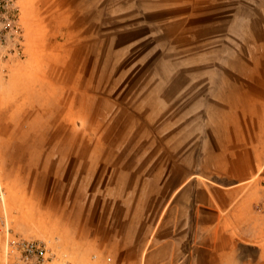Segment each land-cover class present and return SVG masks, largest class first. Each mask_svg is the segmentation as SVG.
Listing matches in <instances>:
<instances>
[{"label": "rangeland", "instance_id": "374dc122", "mask_svg": "<svg viewBox=\"0 0 264 264\" xmlns=\"http://www.w3.org/2000/svg\"><path fill=\"white\" fill-rule=\"evenodd\" d=\"M12 9L22 33L0 16V187L14 232L71 264L96 262L84 237L97 234L103 205L157 202L177 171L212 173L223 149L264 136V113L253 130L252 114L230 107L239 74H264V0H12Z\"/></svg>", "mask_w": 264, "mask_h": 264}, {"label": "crops", "instance_id": "0c3cea01", "mask_svg": "<svg viewBox=\"0 0 264 264\" xmlns=\"http://www.w3.org/2000/svg\"><path fill=\"white\" fill-rule=\"evenodd\" d=\"M255 71L239 74L245 84L237 85L239 102L230 106L252 114L253 130L264 113V74ZM237 147L223 149L225 165L212 173L177 171L183 179L160 186L157 202L127 196L103 205L97 234L84 237L96 246L94 264H264V136L255 132Z\"/></svg>", "mask_w": 264, "mask_h": 264}, {"label": "built area", "instance_id": "2783aa9c", "mask_svg": "<svg viewBox=\"0 0 264 264\" xmlns=\"http://www.w3.org/2000/svg\"><path fill=\"white\" fill-rule=\"evenodd\" d=\"M0 16L6 20L5 28L21 37L17 9H12V0H0ZM0 239L2 260L0 264H71L65 256L56 253L51 246L41 240L25 238L16 234L11 225L5 193L0 187ZM96 259V255L93 256Z\"/></svg>", "mask_w": 264, "mask_h": 264}]
</instances>
